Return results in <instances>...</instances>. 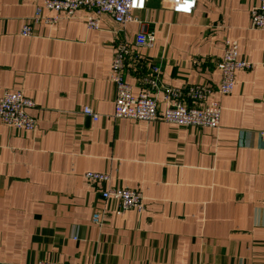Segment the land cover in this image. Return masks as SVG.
<instances>
[{
    "label": "crops",
    "instance_id": "1",
    "mask_svg": "<svg viewBox=\"0 0 264 264\" xmlns=\"http://www.w3.org/2000/svg\"><path fill=\"white\" fill-rule=\"evenodd\" d=\"M258 0H198L191 16L170 0H149L138 22L108 17L89 31L83 13L21 26L40 9L32 0H0V96L33 100L31 132L0 121V264H264V31L253 29ZM154 45L139 48L138 34ZM252 63L223 96L219 128L114 119L110 72L128 50L126 81L137 95L151 65L180 92L213 90L227 41ZM165 109L164 94L150 91ZM90 107L98 122L82 113ZM86 173L106 174L91 184ZM138 190L144 212L114 213L101 191ZM106 210L100 228L94 213Z\"/></svg>",
    "mask_w": 264,
    "mask_h": 264
},
{
    "label": "built area",
    "instance_id": "2",
    "mask_svg": "<svg viewBox=\"0 0 264 264\" xmlns=\"http://www.w3.org/2000/svg\"><path fill=\"white\" fill-rule=\"evenodd\" d=\"M40 2L42 8L55 14L53 19H42L40 9L35 10V16L28 23L21 26L20 35L23 38L33 36L32 23L43 20L44 23H54L63 16L66 20L77 18L83 13L86 28L89 31L101 30L103 17H108L117 25H126L138 22L135 13L143 12L149 0H32ZM162 2L163 0H156ZM198 0H170V9L177 15L191 16L196 11ZM250 24L253 29L264 31V0L251 10ZM153 34H138L134 44L139 48H148L154 45ZM239 45L236 41H227L223 59L217 63L221 80L213 90L199 85L180 92L161 83L160 68L151 65L150 74L143 76V87L137 95L132 93L126 76L130 72L128 64V50L125 46L116 49L110 72V81L115 87L114 119H125L137 122H155L173 124L178 127H197L210 130L219 128L221 118L220 99L231 95L235 86L236 73L247 72L253 68L252 63L238 57ZM150 91H161L164 94L165 109L158 111V104ZM35 107L33 100L28 99L21 91L5 92L0 96V121L13 129L31 132L36 128V120L28 114ZM85 116L98 122L99 117L90 107L82 111ZM85 180L91 184H105L109 182L106 174L86 173ZM101 197L106 203L118 206L114 211L116 216L122 217L128 211L144 212V196L138 190L130 191L121 188H108L101 191ZM106 210L93 215L92 222L101 227ZM38 264H59L38 263Z\"/></svg>",
    "mask_w": 264,
    "mask_h": 264
}]
</instances>
